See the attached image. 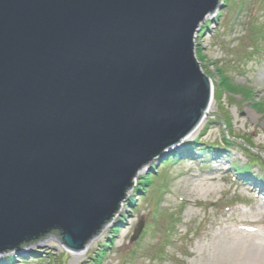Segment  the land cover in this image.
<instances>
[{
  "label": "water",
  "instance_id": "obj_1",
  "mask_svg": "<svg viewBox=\"0 0 264 264\" xmlns=\"http://www.w3.org/2000/svg\"><path fill=\"white\" fill-rule=\"evenodd\" d=\"M221 4L0 0V253L84 249L137 172L210 116L194 41Z\"/></svg>",
  "mask_w": 264,
  "mask_h": 264
},
{
  "label": "rangeland",
  "instance_id": "obj_2",
  "mask_svg": "<svg viewBox=\"0 0 264 264\" xmlns=\"http://www.w3.org/2000/svg\"><path fill=\"white\" fill-rule=\"evenodd\" d=\"M218 12L202 22L206 29L194 41L215 104L202 130L176 150L198 140L221 154H201L206 163L165 164L164 155L150 161L108 229L78 262L49 237L48 252L15 249L9 264H264V190L235 172L251 166L252 177L264 178V167L250 162L255 153L264 159V0H231ZM244 139L254 153L242 150ZM147 176L152 182L141 185ZM140 223L142 232L133 240Z\"/></svg>",
  "mask_w": 264,
  "mask_h": 264
},
{
  "label": "trees",
  "instance_id": "obj_3",
  "mask_svg": "<svg viewBox=\"0 0 264 264\" xmlns=\"http://www.w3.org/2000/svg\"><path fill=\"white\" fill-rule=\"evenodd\" d=\"M230 2H231V0H222V6L223 7L229 6ZM219 13L220 12H218V14ZM205 29L206 28L202 27L201 31H200V34H203ZM227 82H228L227 78L225 76H223V79H222V87L223 88H227V87H225ZM228 88H230V87H228ZM215 95H216V93H215ZM228 136H229V139H227V137L225 138V142L226 143L230 142L231 135L228 134ZM243 142L245 143L244 146L243 145L241 146V144H240V147L242 148V150L247 152V153H254L251 150L252 143L249 142V141H246L245 139H244ZM199 143H201V142L198 141V140H195L194 142H190V143L184 144L182 149L178 150L177 152H174L173 154H171L169 156V158L167 159L165 164L169 163L170 161L183 160V159H186V160L187 159H191V160L198 159L199 162H205L206 163L205 158L203 156H201V154H205L207 156H212V155H215V154H217V155L221 154V149H219L218 147H213V145H211V144H209V145L206 144L205 147H200ZM250 158H251L250 162L255 163L256 165L264 167V159H263V157L260 154L255 153L253 156H250ZM250 169H251V166L237 167V168L235 167L236 175H238L237 178L239 177V180L242 181L243 183H248L249 181L255 182L256 184H259L264 190V178H260L257 175H256L257 177H252L250 175L251 174V171H249ZM151 178L152 177H150V176H147V177L143 178L144 180H142L141 185L145 186L147 183H151L152 182ZM147 230L148 229L146 228L144 230V232H146ZM59 233L61 234V232H59ZM42 237L43 236H41L39 239H41ZM26 244H27V242H24V243L21 244V246L22 245L24 246Z\"/></svg>",
  "mask_w": 264,
  "mask_h": 264
},
{
  "label": "bare ground",
  "instance_id": "obj_4",
  "mask_svg": "<svg viewBox=\"0 0 264 264\" xmlns=\"http://www.w3.org/2000/svg\"><path fill=\"white\" fill-rule=\"evenodd\" d=\"M210 16H208L207 18H209ZM212 86H213V83H212ZM213 90H214V87H213ZM215 104V97L213 96L212 97V101H211V103H210V106H209V108H208V114L212 111V107H213V105ZM208 116V115H207ZM207 116L200 122V124L197 126V128L191 133V134H189L185 139H183V141H191V140H193V138L202 130V128L204 127V125H205V123H206V121H207ZM185 143L183 142V145H184ZM143 169L144 168H141L137 173L138 174H136L135 175V178H138V177H140L141 175H142V173H143ZM108 227H109V224L106 226V228L97 236V237H95V238H92V241L89 243V245H87L84 249H82V250H79V251H73V250H69L71 253H73L74 254V256H75V258H74V260H75V262H78V260L83 256V255H86L92 248H93V246H94V244H95V242L97 241V239L101 236V235H103L104 234V232L108 229ZM58 240V239H57ZM59 241V240H58ZM60 242V241H59ZM61 243V242H60ZM61 245H63L62 243H61ZM64 246V245H63ZM65 248H66V246H64ZM49 246H48V242H47V240H44V241H40V242H37V243H34V244H31V245H29V246H27V247H24V248H22V249H19V250H17V252L18 253H21V252H29V251H36V250H39V251H43V252H48L49 251ZM15 249H13V250H11V251H9V252H7V256H5V257H2V255L4 256V255H6V254H4V253H0V264H9L11 261H12V259H13V257L11 256L12 254H10V253H13V252H15L16 251ZM21 255V254H20Z\"/></svg>",
  "mask_w": 264,
  "mask_h": 264
}]
</instances>
